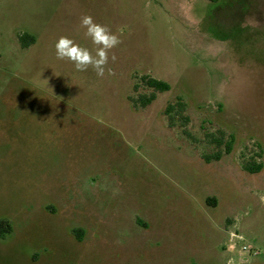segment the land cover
<instances>
[{"label": "rangeland", "instance_id": "374dc122", "mask_svg": "<svg viewBox=\"0 0 264 264\" xmlns=\"http://www.w3.org/2000/svg\"><path fill=\"white\" fill-rule=\"evenodd\" d=\"M83 15L120 36L114 74L57 59L95 54ZM141 76L171 89L133 106ZM0 220V264H264V0H0Z\"/></svg>", "mask_w": 264, "mask_h": 264}, {"label": "trees", "instance_id": "16d2710c", "mask_svg": "<svg viewBox=\"0 0 264 264\" xmlns=\"http://www.w3.org/2000/svg\"><path fill=\"white\" fill-rule=\"evenodd\" d=\"M209 2L215 3L219 0H208ZM34 43V38L32 36H22L21 45L22 47H28ZM140 86L148 91V93L138 94L136 98H130L133 106L140 108H145L150 105L156 98L157 93L168 92L171 87L167 82L149 77L141 76L139 79ZM139 86H134L133 89L136 92ZM186 104L184 101L177 97L174 102L168 103L164 109V114L168 118V124L170 127L174 126L176 121L180 124V127L184 128L183 134L187 137L190 134L185 130L186 125L189 123V118L185 116ZM205 138L208 144L212 147L211 152L203 154L201 159L204 163L209 164L211 162L219 161L223 155H228L232 152L235 143V138L233 135L226 134L223 130H216L213 133L205 134ZM257 156L251 157L247 160L241 162V169L249 174H257L263 169V164L258 162ZM209 203V199H207ZM209 205L213 206L214 203ZM12 232V227L6 220H0V239L4 238Z\"/></svg>", "mask_w": 264, "mask_h": 264}, {"label": "clouds", "instance_id": "9594fccd", "mask_svg": "<svg viewBox=\"0 0 264 264\" xmlns=\"http://www.w3.org/2000/svg\"><path fill=\"white\" fill-rule=\"evenodd\" d=\"M80 26L85 30L84 37L95 46V54L73 39L61 36L54 45L57 59L71 62L78 72L91 68L99 77H104L106 71L109 75L114 74L108 65L110 61L114 63L117 60L113 49L122 43L120 36L108 26L95 22L91 15H83Z\"/></svg>", "mask_w": 264, "mask_h": 264}, {"label": "built area", "instance_id": "2783aa9c", "mask_svg": "<svg viewBox=\"0 0 264 264\" xmlns=\"http://www.w3.org/2000/svg\"><path fill=\"white\" fill-rule=\"evenodd\" d=\"M242 250H244V248L241 247ZM245 251V250H244Z\"/></svg>", "mask_w": 264, "mask_h": 264}]
</instances>
